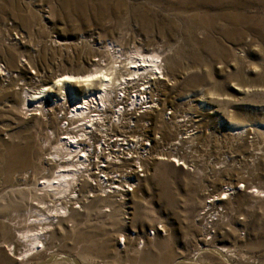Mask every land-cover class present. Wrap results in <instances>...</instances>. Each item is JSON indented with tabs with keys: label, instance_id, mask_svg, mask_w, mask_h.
I'll list each match as a JSON object with an SVG mask.
<instances>
[{
	"label": "rangeland",
	"instance_id": "374dc122",
	"mask_svg": "<svg viewBox=\"0 0 264 264\" xmlns=\"http://www.w3.org/2000/svg\"><path fill=\"white\" fill-rule=\"evenodd\" d=\"M111 42L161 52L165 71L154 86L159 110L143 114L147 126L127 132L126 143H169L192 130L180 144L193 155L231 154L203 195L201 170L159 161L168 157L157 144L143 161L145 177L122 201L94 198L63 212L68 192L41 189L59 107L51 98L39 112L33 96L24 107L23 92L109 61ZM1 70L8 77H0V264H264V132L253 128H264V0H0ZM167 111L171 121H191L165 123ZM229 117L248 129L230 128ZM78 181L79 197L86 186ZM229 184L237 189L224 214L205 222L214 208L204 205L208 196ZM38 213L51 217L47 224ZM40 227L41 243H28L27 230Z\"/></svg>",
	"mask_w": 264,
	"mask_h": 264
},
{
	"label": "bare ground",
	"instance_id": "6f19581e",
	"mask_svg": "<svg viewBox=\"0 0 264 264\" xmlns=\"http://www.w3.org/2000/svg\"><path fill=\"white\" fill-rule=\"evenodd\" d=\"M51 44L64 45L69 44V42L54 40L51 42ZM107 48L109 50L108 52L110 53L109 61L105 62V60H103L102 62L99 61L100 63L95 62L92 64L89 70L86 69L84 71H80L77 74H63L56 78L54 82L50 83L49 85L41 87L40 92L38 91L34 93L32 90H25L23 92L24 98L21 99L24 107L29 108L31 106L28 104V100L31 96H33V102L36 104V110L39 112H41L42 104L47 102V99L49 102L54 100L57 102V106L59 107V112L54 118L56 121L54 143L52 144L50 148L51 151L46 158V162L52 165V167L50 166L51 173L42 177L40 184L43 191L44 189H48L51 193H55V195L63 194L65 196V194H67L66 192H68V194L65 196L67 201L64 202V199L61 200L64 205L61 201L59 202L62 203L59 206V209L63 212H65L67 207L73 203L76 205H72L74 207H71V213L75 212L74 209H80L78 204L83 203V201L87 203L89 199H102L109 196L120 197L119 193H114L113 195H109L107 193L104 197L96 195L89 198V179L92 178V173H90V170H93L92 167L96 166V161H94V159L103 158L104 153L103 148L96 149V152L95 148H92L91 152L87 153V150L84 149V146L86 145L90 149L93 145L92 143L90 144L91 137H100L101 134H107V132L112 131L115 128L116 123H118L116 126H120V124H122L121 122H123L124 119H128L130 114L136 115L138 113L137 110L140 109L139 106L135 107L136 109L133 108L131 111H124V114L120 113L118 115V111H120L119 109L112 113L111 110L115 109L123 102L126 103V101H128V106L130 107L137 105V101L139 100V103L142 105L153 103V100H151V102L145 101V103L141 101L146 97L150 99L155 93L154 86H156V81H158V78H160L159 80L165 79V71L164 65L162 64L163 59L161 52H144L138 49L129 50L127 52L121 45L112 42L107 44ZM153 72L158 74L159 77L156 78L157 75L154 78L151 77ZM5 76L8 77V72L1 70L0 77L3 78ZM129 76L137 77V81H141V87L139 85H134L132 87V80L129 79ZM130 88H134V90ZM122 94L125 99H123L124 97L119 98ZM51 98L53 99L51 100ZM200 103L205 105V101L203 99L200 100ZM125 107L127 106L125 105ZM156 111L157 110L153 108L144 112L150 114V112L154 113ZM228 119L229 120H227V122L230 128H235L236 130L248 129L247 125L249 126V124L237 121L232 117H229ZM60 122H62V124L61 126H58L57 124ZM253 128L258 132H264V128L261 131L257 126H254ZM88 132L89 134H86ZM75 134H77L78 138ZM81 144L85 145L82 146ZM131 147V149H133L132 153H137L140 149H142V146L136 147V144H132ZM119 148L120 150L128 149L131 153L129 148L126 149L121 145ZM184 152L185 151H183V153ZM115 154L116 153L114 152L112 155H105L106 157H109V160H105L106 162L104 160H97V163H105L103 166H106L107 169L110 166H120L122 162H125V159H123V157L118 159V152L116 156ZM99 167L96 169L99 170ZM193 169L195 171L193 170L192 172L198 171L197 167H194ZM213 173H215V171H213ZM142 179L140 181H142ZM76 180H79L81 184L86 186L85 193L79 195V197L75 195L76 192L75 188L73 187V184ZM101 183L107 184L106 180H102ZM112 184H114V182H112ZM104 188H107V190L111 192L120 190L117 187H113V185H105L103 186V189ZM255 191L257 193L260 192L258 190ZM38 215L43 220L41 225L47 224L46 220L51 218L47 217L46 214L44 215L43 213H38ZM202 217L204 218L205 222H211V220H208L207 217ZM45 229L47 228L40 227V230L35 234H31V230H27L25 236L30 235L27 237V242L30 244L41 243V237L44 238V232L46 231ZM23 244V241H20L19 237L16 236L15 246L17 249L15 250L18 251L20 249L19 247ZM16 252H13V255L19 256V253Z\"/></svg>",
	"mask_w": 264,
	"mask_h": 264
},
{
	"label": "built area",
	"instance_id": "2783aa9c",
	"mask_svg": "<svg viewBox=\"0 0 264 264\" xmlns=\"http://www.w3.org/2000/svg\"><path fill=\"white\" fill-rule=\"evenodd\" d=\"M123 97L124 96L122 94V95H120L119 98H123ZM123 99H125V97ZM151 100H153V103H148V104H143V105L139 103V101H140L139 100V101H137L138 103L136 102L137 105H134L133 107L128 106V101H126V103L123 102L118 107H116L114 110H111L112 113L116 112L119 109L120 111H118L119 112L118 115L120 113L124 114V111H131V110H133V108L139 106L140 109L137 110L138 113L136 115H132L129 113L130 116L128 119H124V121L121 122L122 124H120V126H116V125H118V123H116L115 128L112 131L107 132V134H105V135L101 134L100 137H97V136H95L93 138L91 137L90 144L92 143L93 145L90 149L85 144H81L82 146L85 145L84 149L87 150V153L91 152L92 148H95V152L97 151L96 149L103 148V153H104L103 158L94 159V161H96V166L92 167L93 170H90L91 171L90 173H92V178H90V179H92V180L89 179V193H88L89 198L92 196H96V195L104 197L107 193L109 195H113L114 193H119V196H120L119 199H120V201H122L121 197L124 195H127L128 193L133 191L138 186L140 180L142 178H144L145 168L143 165V161H144V159L151 156V154H152L151 148L153 147L154 144H157L159 146L160 150L164 151L165 156H167L169 159V160L167 158L164 160L159 159V161H164V162H168V163L170 162V164H173L175 167H181L182 169L187 167V170L191 171V172L194 170L193 169L194 167H197V168L199 167L198 171L201 170V173H202L203 177L205 178V180H204L205 183H201V186H200V191H201L202 195H203V192L209 188L208 184L210 183L211 178L215 177V173L218 171H221V169L223 168L222 164H220V163H225L227 161L230 162L232 160V159H230L231 154L229 152H226V155L223 156L221 158V160H218L217 158H213V156H212V158L206 157V155L208 156V153H206L205 159H203V160H202V158H203L202 154L197 155V156L193 155L190 151H188L189 149H191L190 146H183L180 144V143H184V141L182 142L183 139L190 140L189 134H192V130L186 134L187 136L185 138L177 136L176 138H173V141H171L169 143L162 142L159 136H155V139L153 141L148 140L145 136L135 137L133 140H129V141H131L130 143H126L127 135H125V134L127 132L135 130L136 128H138V126H140V129H144V127L147 126L144 123L140 122L141 121L140 117L143 114H147V113H145L147 110L157 108L158 97L155 94H153L150 99H148L146 97L145 99H142V101H141V102L145 103V101L151 102ZM125 105L127 107H125ZM122 106H124V107H122ZM122 108H124V109H122ZM170 117H171V113H170V111H167L164 114L163 122L173 123L177 126L180 124H182V126H185V124H189L191 121L187 116L183 117L184 120L182 122L181 121H175V120L171 121ZM62 122H64V121H62ZM62 122H60L59 126H61ZM119 132H121V134H119ZM113 133L116 136H119V138L113 140L112 139V136H114ZM86 134H89V132ZM75 135L77 137V134H75ZM80 139L83 140L82 138H80ZM146 141H148V142H146ZM132 144H136V147L142 146V149H140L139 152H137V153H132V151H133V149H131ZM120 145L126 149L129 148L131 153L129 152L128 149L127 150H125V149L120 150V148H119ZM180 147H181V149H180ZM183 151H185V152L183 153ZM114 152L116 153L115 156L117 155V152H118V154H119L118 159L120 157H123V159H125L124 160L125 162H122L120 164V166H117V167L110 166L107 169L106 166H103V165H105V163H102V164L97 163V160L98 161L109 160V157H106L105 155H112V154H114ZM203 153H205V150H203ZM202 161H203V165H202ZM196 162H200V163L197 164ZM227 166L231 167L230 164H228ZM97 167H99L100 169L97 170L96 169ZM118 168H120V170H118ZM212 169H213V171H215V173H213ZM201 173L197 174V177L199 175H201ZM198 178L200 179V182H202L201 177L199 176ZM207 179H209V180H207ZM102 180L103 181L106 180L107 184H102L101 183ZM112 182H114V184H112ZM120 184H121V186H120ZM105 185L106 186L113 185V187H117L120 190L111 192V191L107 190V188L103 189V186H105ZM235 189H237V188H235L234 186L232 187L231 184H229L219 194H214L213 196H211V195L208 196V198H211V199L208 200L207 202H205L204 205L210 206V207L214 206L212 213H209V215L207 216L208 220H215L216 218L222 217V215L224 214L222 203H224L227 200L228 196L230 197L233 194Z\"/></svg>",
	"mask_w": 264,
	"mask_h": 264
}]
</instances>
